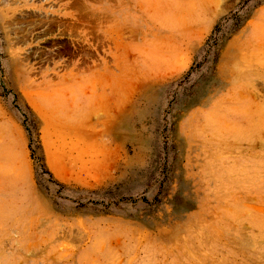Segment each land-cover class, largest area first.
<instances>
[{
    "label": "rangeland",
    "instance_id": "rangeland-1",
    "mask_svg": "<svg viewBox=\"0 0 264 264\" xmlns=\"http://www.w3.org/2000/svg\"><path fill=\"white\" fill-rule=\"evenodd\" d=\"M0 264H264V0H0Z\"/></svg>",
    "mask_w": 264,
    "mask_h": 264
},
{
    "label": "bare ground",
    "instance_id": "bare-ground-1",
    "mask_svg": "<svg viewBox=\"0 0 264 264\" xmlns=\"http://www.w3.org/2000/svg\"><path fill=\"white\" fill-rule=\"evenodd\" d=\"M10 20V19H9Z\"/></svg>",
    "mask_w": 264,
    "mask_h": 264
}]
</instances>
